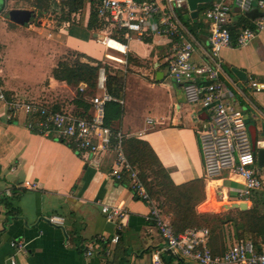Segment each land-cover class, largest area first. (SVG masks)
I'll return each instance as SVG.
<instances>
[{"label":"crops","instance_id":"obj_1","mask_svg":"<svg viewBox=\"0 0 264 264\" xmlns=\"http://www.w3.org/2000/svg\"><path fill=\"white\" fill-rule=\"evenodd\" d=\"M155 1L164 5L166 0ZM258 1H254L249 14L237 8L231 13L233 45L222 51V81L226 94L237 99L244 109L250 132L260 141L261 151L255 152L256 169L264 180V89L257 91L250 86L252 78L264 83V29L248 44H237L244 25L253 27L264 15ZM10 10L5 6L0 14L2 63L5 65L6 57L18 47L23 51L20 56L41 57L45 67L38 75L31 70L14 69L5 78L7 97L76 113L75 91L53 76L63 47L115 63V68L127 74L121 103L123 115L114 123V128L147 141L174 183L180 185L204 179L206 199L197 207L198 211L220 214L227 221L217 232L211 231L209 244L215 253L221 254L235 243V226L240 222L237 210L253 208L254 198L264 195V191L257 192L250 200H240L238 191L243 186L240 180L228 178L227 173L207 179L199 140L205 125L201 117L205 112L187 103L182 86L167 75L166 62L172 43L159 37L130 43L110 38L100 40L98 43L103 47L96 52L91 41L68 40L72 31L69 22L53 27L40 15L36 26L27 25L29 22L24 24L27 27L18 26L19 23L14 26V21L7 17ZM187 12L188 9L183 10L184 14ZM86 19L81 34H86L87 39L98 38V33L95 36L93 31L87 30ZM199 20L202 25L193 32L184 25L194 38V60L204 62L208 60L210 25L203 13H199L196 22L188 21L197 23ZM77 21L80 22L81 17ZM111 40L122 44L124 50L113 47ZM79 42H85L86 46L81 47ZM234 68L245 76H237ZM1 71L5 72V68H0ZM148 119L152 122L148 123ZM25 123L23 113L11 116L9 107L0 103V190H11V195H4L0 201V264H151V254L161 250L165 240L147 219L148 203L133 192L128 180L126 184L112 176L115 155L83 158L72 145L52 135L31 131ZM102 204L124 207L126 217L120 229L106 220L101 212ZM260 208L264 213V205ZM230 212L234 214L230 216ZM52 215L63 216L64 225L51 223ZM115 233L120 239L112 244L109 256L85 255L95 238L101 235L111 238ZM260 240L263 249L264 240ZM12 242L18 244L13 246ZM163 259L165 264H198L192 259L168 254H164Z\"/></svg>","mask_w":264,"mask_h":264},{"label":"built area","instance_id":"obj_2","mask_svg":"<svg viewBox=\"0 0 264 264\" xmlns=\"http://www.w3.org/2000/svg\"><path fill=\"white\" fill-rule=\"evenodd\" d=\"M57 1L63 4L66 0ZM95 1L99 18L109 22L114 29L112 33L124 38L126 43L136 39L144 41L147 37L164 38L172 43V51L166 62L167 75L182 86L187 103L200 108L207 116L199 134L207 179H216L227 173L228 178L240 180L243 185L238 191L240 200H250L257 192L264 191V180L256 169V156L246 114L237 99L226 94L222 81V51L233 45L231 13L234 8L243 13L249 12L255 0H212L211 3L202 5L205 6L202 11L204 20L210 25L208 60L204 62L194 60V38L177 12V9H187L186 0H166L164 5L155 0ZM88 5L89 2L87 8ZM258 5L264 9V0H259ZM262 29L264 15L255 21L253 27L244 28L240 32L237 44H248ZM110 38V34H105L103 40ZM118 38L116 39L119 41ZM105 83V70L101 68L96 91L86 96L90 108L85 116L54 110L38 102L9 99L1 82L0 103L9 107L11 116L23 113L29 130L52 135L72 145L83 158L107 153L115 155L112 176L117 181H123L127 177L133 192L149 205L147 219L157 227L165 240L164 247L151 254V264H165L164 254L189 258L198 264H264V248L256 250L250 240L236 241L220 254L215 253L209 244L210 229L207 227H195L180 234L175 233L170 220L151 198L137 170L125 154L123 140L136 135L106 123L107 104L123 101L110 94ZM250 86L257 91L264 89V83L256 78L251 79ZM78 89L81 93H86L88 85L82 82ZM147 121L152 122L151 119ZM257 145L260 146V141ZM28 186L32 187L31 184ZM4 195L10 196L11 190H0V201ZM101 212L108 222L121 228L126 217L123 206L102 204ZM49 221L64 225L65 218L52 215ZM119 239L118 233L111 238L98 236L89 245L85 255L100 253L109 256L112 244L118 243ZM17 244L12 242L13 246Z\"/></svg>","mask_w":264,"mask_h":264},{"label":"trees","instance_id":"obj_3","mask_svg":"<svg viewBox=\"0 0 264 264\" xmlns=\"http://www.w3.org/2000/svg\"><path fill=\"white\" fill-rule=\"evenodd\" d=\"M63 6L67 9V21L71 19L70 17L73 18L75 13L80 14L83 8H87V30H98L100 33L110 34L112 38L119 37L117 34L112 33L114 29L109 22L99 18L95 0H66L63 2ZM204 7H200V15ZM183 15L184 13L181 11L179 16L191 32L202 25L200 20L197 23H192L185 20ZM249 26V24H245L244 28ZM230 31L232 34L231 28ZM118 39L124 43L126 41L122 37ZM144 41L148 42L149 40L145 39ZM109 43L116 48H123V45L116 40H111ZM74 55V60L64 59L59 61L53 70V76L56 80L77 88L73 100L76 106V114L85 116L88 112L90 104L86 100V96H90L96 91L98 74L101 68L105 70L107 91L118 100H122L126 83L125 72L117 68H110L103 61L75 50ZM83 58L87 60H83ZM82 82L88 85L86 93H81L78 89L79 84ZM122 115L123 107L119 101H112L107 104V125L114 127V123L121 120ZM123 148L127 159L137 170L151 198L156 201L163 214L169 216L176 234L183 233L190 228L203 226H209L211 234V231L217 232L227 222L226 218L220 214L198 211L197 207L206 199L204 179L199 178L180 185L174 183L152 146L137 136L125 138ZM127 180V177H125L126 184ZM261 205H264L263 194L254 198V207L250 210H237L240 222L235 226L237 241L250 240L258 251L262 250L260 239L264 240V213L260 208ZM229 214L231 216L234 212ZM240 230L241 232H239Z\"/></svg>","mask_w":264,"mask_h":264},{"label":"rangeland","instance_id":"obj_4","mask_svg":"<svg viewBox=\"0 0 264 264\" xmlns=\"http://www.w3.org/2000/svg\"><path fill=\"white\" fill-rule=\"evenodd\" d=\"M5 6H8L10 7V11H9V14H7V17L8 19L13 22L10 18V13L12 10H31V11H34V14L33 16L31 17L29 23L27 25L29 26H36L38 23V17L40 15H42L44 18H47L51 25L53 27H59V26H64V23L65 22H69V25H71V28H72V31H71V34H70V37L68 38V40L70 42H78L75 40V38H78V39H82L84 41H88V42H92V49L93 51L95 50L96 52H100L102 50V45L99 44L98 42H101L100 40H103V38H105V33L101 34L98 30L97 31H93L94 33H99V37H93V38H88L86 37V34L85 36H83L81 34V30H82V24H83V20L84 18H86V11L87 9L86 8H83L80 12V17H81V21H77L78 19V15H75L73 18L70 17L71 19L69 21H67L68 19V14H67V9L64 8L63 4H59L57 0H0V14L2 12V10L5 8ZM177 12L178 14L181 12L180 10L177 9ZM76 20V22H75ZM14 26H16L15 22L12 23ZM27 25H20L18 24V26H24V27H27ZM24 27H19L21 28L22 30H24ZM53 29V28H52ZM19 33H21L19 31ZM85 33H86V30H85ZM13 41V40H12ZM104 41V40H103ZM81 44V47L82 46H86V43H80ZM90 45V44H89ZM112 45V44H111ZM113 46V45H112ZM114 47V46H113ZM27 49V48H26ZM120 51H123L124 49L123 48H116ZM23 52L22 49L20 48H16L14 49V51L10 52L8 57H6V63L4 65V63H2V59H3V53H2V49L0 48V58H1V64H0V68H5V72L2 73V71L0 72V82L1 84L3 85L4 87V90L6 91V87H5V84H6V79L10 74L11 72L14 71V69L16 68H19L20 70H25V71H28V70H31L32 72H34L35 74L42 71L45 67V64L41 61V57H29V56H26V57H22L20 56V53ZM75 58V55H74V50L70 49V48H67V47H63V50H62V54L58 60L61 61V60H64V59H67V60H74ZM83 60H87L86 58H83ZM129 60L131 62H135V60L133 59V57L129 56ZM40 61V63H39ZM104 64L108 65L110 68H115L114 65L115 63L113 62H106V61H103ZM39 63V64H37ZM126 74L125 73V77H126ZM70 89H72L73 91H75L76 93V90L77 88L74 87V86H69ZM79 87V86H78ZM69 93H70V90H69ZM68 100V99H66ZM165 217L167 219H169V216L164 214ZM170 220V219H169ZM203 227H207L209 228V226H203Z\"/></svg>","mask_w":264,"mask_h":264},{"label":"water","instance_id":"obj_5","mask_svg":"<svg viewBox=\"0 0 264 264\" xmlns=\"http://www.w3.org/2000/svg\"><path fill=\"white\" fill-rule=\"evenodd\" d=\"M186 1H187L188 12L183 15V18L187 21L191 19L195 22L198 20L200 7L202 5L209 4L212 2V0H186ZM246 14H249V12H247ZM32 15H33V11L16 9V10L11 11L10 18L14 22L24 25L30 21ZM97 35L98 34L95 33V36H97ZM233 71L239 77L245 76V74L237 68H234ZM201 118L202 119L207 118L206 114L204 113ZM251 138H252V144H253L254 151L255 152L258 151L260 153L261 148H258L259 146L257 145V135L254 134L252 131H251Z\"/></svg>","mask_w":264,"mask_h":264}]
</instances>
